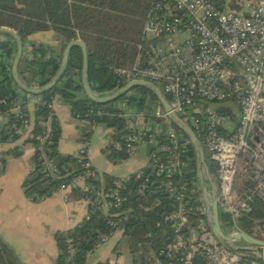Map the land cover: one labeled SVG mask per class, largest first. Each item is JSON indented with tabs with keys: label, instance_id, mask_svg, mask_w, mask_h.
Here are the masks:
<instances>
[{
	"label": "trees",
	"instance_id": "16d2710c",
	"mask_svg": "<svg viewBox=\"0 0 264 264\" xmlns=\"http://www.w3.org/2000/svg\"><path fill=\"white\" fill-rule=\"evenodd\" d=\"M211 1L228 11H239L234 0ZM149 4L150 0H0V27L14 30L21 38L22 53L16 71L27 87L45 85L58 68L65 44L79 39L86 50L88 85L95 95L103 96L126 84L113 70L131 66L136 44L142 43L140 32ZM45 31L52 33L53 41L57 43L55 49L27 40L34 33ZM5 37L7 39L0 40V143L21 139V145L33 147L30 169L21 183L23 196L36 203L63 185L69 189L67 200L87 203L86 214L78 224L54 234L55 264H87L86 253H93L102 237L109 238L117 230L126 244L130 264H181L180 252L165 249L174 238L170 224L165 220L172 211L171 199L165 193H150L169 180L151 174L150 168L143 167L138 177L136 173L130 174L116 189L113 185L116 179L95 172L88 165L85 153L80 158L59 154V125L48 107L56 100L68 108L72 117H77L80 122L77 136L81 145L88 144L92 123L106 130L107 144L101 151L107 160L116 162L128 159L122 144L128 132L127 124L132 123L133 118L123 117L124 112H145V120L160 123L148 116L159 106L154 95L142 87H133L111 102H91L83 94L80 83L82 58L78 47L69 50L62 75L49 90L38 95L27 94L11 79L10 65L15 44L10 37ZM30 101L34 102L32 107H29ZM96 112L101 114L96 115ZM26 119H30L28 128L23 124ZM170 127L185 143L183 178L188 188L192 187L200 196L193 150L187 138L172 123ZM40 138H43L41 142ZM159 141L163 140L156 138L154 142H148L144 139L148 158L156 153ZM8 154L19 156L20 146L11 148ZM3 162L1 155L0 168ZM206 164L212 171L210 164ZM77 179L82 181V188L74 186ZM141 186L143 194L139 193ZM113 192L117 193L119 204L107 213L98 210L96 206L100 201L113 202ZM249 203L248 211L234 220L222 211L218 221L220 225L224 222L230 230L234 221L240 230L259 239L253 235L252 228L264 224V214L255 203ZM258 204L264 208L262 201ZM197 218V214L189 215L188 226H196ZM182 234H189L188 229L184 228ZM245 258L252 260L255 256L246 254ZM0 264H19L12 249L1 240ZM95 264L110 263L105 260Z\"/></svg>",
	"mask_w": 264,
	"mask_h": 264
},
{
	"label": "built area",
	"instance_id": "2783aa9c",
	"mask_svg": "<svg viewBox=\"0 0 264 264\" xmlns=\"http://www.w3.org/2000/svg\"><path fill=\"white\" fill-rule=\"evenodd\" d=\"M234 1L238 12L217 7L211 0H150L141 28L142 43L136 44L131 66L113 70L126 83L143 80L153 84L170 111L191 129L212 168L222 211L232 220L249 209L233 187L235 176L264 205V0ZM52 103L48 107L55 114ZM32 104L30 101L29 107ZM122 115L133 118L122 144L128 158L144 139L163 140L144 167L169 180L150 191L165 193L171 199L172 211L165 220L174 238L165 246L166 251L180 252L181 264H194V255L201 257L198 264H240L235 252L219 244L209 245L204 239L201 195L188 188L183 178L185 143L170 127L161 107L156 106L148 115L159 124L145 120V112ZM29 123L30 119L23 121L26 128ZM94 127V123L89 125V129ZM84 153V146L79 145L75 156L80 158ZM240 159L244 163L241 171L236 168ZM141 169L135 172L136 177ZM126 178L116 180L114 187L119 188ZM65 189L61 185L58 190ZM139 193H144L143 186ZM111 196L113 202L100 201L96 208L103 213L115 208L120 199L116 192ZM196 214V226L189 227V215ZM184 228L189 234H182ZM235 228L233 221V228L225 234L235 232ZM190 230L198 233L196 239ZM261 234L264 237V230ZM107 239L102 237L93 250ZM91 253H86L85 259ZM263 259L255 257L243 264H259L257 260Z\"/></svg>",
	"mask_w": 264,
	"mask_h": 264
},
{
	"label": "crops",
	"instance_id": "0c3cea01",
	"mask_svg": "<svg viewBox=\"0 0 264 264\" xmlns=\"http://www.w3.org/2000/svg\"><path fill=\"white\" fill-rule=\"evenodd\" d=\"M3 39L7 38L0 36V40ZM27 40L54 49L57 44L53 41L50 31L34 33ZM52 104L60 130L57 151L61 155L73 156L81 145L77 136V127L80 126V122L70 115L65 105L56 100ZM90 130L89 142L83 146H86L88 165L99 175L107 174L120 180L146 165L148 156L143 144L139 145L128 159L109 162L101 151L107 144L108 132L100 126ZM20 143L21 139L12 143H0V154L4 159L0 168V240L12 249L19 264H55L57 254L53 240L54 234L71 229L78 224L86 214L87 203L83 200H67L68 188L63 191L57 190L48 198L36 203L28 201L23 196L21 183L30 169L33 147ZM16 146H20L19 156L9 155L8 151ZM142 149L143 156H140L138 152ZM74 186L82 188L83 183L77 179ZM119 243L123 244V250L122 248L117 250ZM235 245L240 246L236 243ZM122 251L128 253L122 235L117 230L91 253L87 264L105 260H108L110 264H122L119 259ZM235 256L240 260H237L240 264L246 260V254L235 253ZM261 261L264 262V259Z\"/></svg>",
	"mask_w": 264,
	"mask_h": 264
},
{
	"label": "water",
	"instance_id": "95a60500",
	"mask_svg": "<svg viewBox=\"0 0 264 264\" xmlns=\"http://www.w3.org/2000/svg\"><path fill=\"white\" fill-rule=\"evenodd\" d=\"M0 35L8 36L14 41L15 50L10 65V76L16 87L27 94L38 95L44 93L57 82V80L62 75V72L66 65L68 52L72 47H78L80 49L82 58L80 83L83 94L91 102L97 104H105L111 102L133 87H142L151 92L156 98L163 112L166 114L167 119L187 138L193 150L196 166L197 184L205 212V226L203 227V229L206 233L204 234V239L208 241L209 245L219 244L229 252L250 254L257 258H264V240L248 235L237 227L235 228V232L233 233L225 234L224 232H222L218 221V209L223 210V208L219 203L215 179L213 175L211 176L209 174V169L205 161L203 148L193 135L191 129L170 111L165 97L153 84L143 80H133L127 82L122 87L116 89L110 94L103 96L95 95L91 91L87 82V61L85 46L79 39H74L68 41L65 44L61 53L58 68L52 78L42 87L30 88L27 87L19 79L16 71L17 64L22 53L21 38L15 32L5 27H0ZM190 234L194 239L198 237V233L194 230H190ZM239 241H242L245 246H236L235 243ZM200 260L201 257L199 255H194L192 257V262L194 264H196Z\"/></svg>",
	"mask_w": 264,
	"mask_h": 264
},
{
	"label": "rangeland",
	"instance_id": "374dc122",
	"mask_svg": "<svg viewBox=\"0 0 264 264\" xmlns=\"http://www.w3.org/2000/svg\"><path fill=\"white\" fill-rule=\"evenodd\" d=\"M142 154H143V149L138 152V155L143 156ZM109 162L114 163L112 161H109ZM243 167H244V163L240 159L238 164L236 165V168H237V170L241 171ZM209 174L211 176L213 175L210 168H209ZM233 187L235 188V190L239 194L241 193L240 197H241L242 200L246 201L247 203L250 202L249 204L255 203L256 204L255 206L259 207V211L264 214V208L258 204L261 201L260 198L256 197V196H251V194L249 193V190L245 189L242 186V181L240 180V178L238 176H235V178H234ZM247 196H248V198H247ZM220 214H222V210L218 209V217H219ZM221 225H220V227H221L222 232L228 233L230 231V229H228V226L224 222H222ZM263 230H264V224L261 227L260 226L253 227L252 228V233H253L254 236L259 237L261 239H264V237L261 234V232H263ZM236 244L240 245V246H245V244L242 241L236 242ZM119 248H122V250H123V248H124L123 244L119 243V245L117 246V250H119ZM119 259H121L122 264H130V256H129L128 253H124L122 251L121 254L119 255Z\"/></svg>",
	"mask_w": 264,
	"mask_h": 264
}]
</instances>
